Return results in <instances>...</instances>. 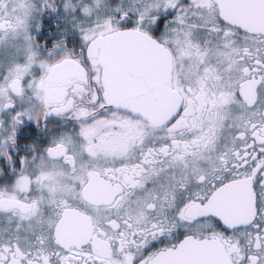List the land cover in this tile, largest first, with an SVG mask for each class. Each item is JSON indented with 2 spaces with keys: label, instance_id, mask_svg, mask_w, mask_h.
I'll use <instances>...</instances> for the list:
<instances>
[{
  "label": "snow or ice",
  "instance_id": "6c2138e0",
  "mask_svg": "<svg viewBox=\"0 0 264 264\" xmlns=\"http://www.w3.org/2000/svg\"><path fill=\"white\" fill-rule=\"evenodd\" d=\"M0 264H264V0H0Z\"/></svg>",
  "mask_w": 264,
  "mask_h": 264
}]
</instances>
